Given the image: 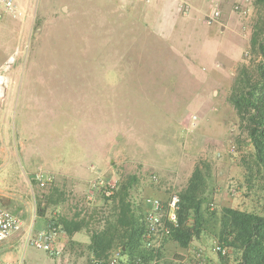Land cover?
<instances>
[{"label":"rangeland","instance_id":"1","mask_svg":"<svg viewBox=\"0 0 264 264\" xmlns=\"http://www.w3.org/2000/svg\"><path fill=\"white\" fill-rule=\"evenodd\" d=\"M118 1L29 0L25 19L0 21V36L14 30L5 38L14 46L2 54L11 57L0 94L4 207L19 213L13 202L27 210L30 223L85 220L91 236L115 215L102 191L91 195L98 180L117 184V192L135 177L130 200L145 212L146 200L166 204L197 166L208 165L210 210L254 211L262 183L228 97L239 67L250 60L255 0H193L172 47L141 39L152 16L138 19L133 5ZM215 9L219 26H208ZM219 30L222 42L214 36ZM38 175L52 183L41 187ZM162 241L150 248L145 241L143 248L161 249L151 264H235L207 236L186 250ZM28 251L27 259L42 254ZM78 255L70 260L90 263L86 251Z\"/></svg>","mask_w":264,"mask_h":264},{"label":"trees","instance_id":"2","mask_svg":"<svg viewBox=\"0 0 264 264\" xmlns=\"http://www.w3.org/2000/svg\"><path fill=\"white\" fill-rule=\"evenodd\" d=\"M254 2L259 16L251 34L250 60L239 67L228 101L236 112L240 129L253 147L255 176H260L262 183L257 194L260 196L259 207L252 212L233 208L211 211L208 198L210 167L197 166L188 186L179 194L178 227L162 241V245L171 241L186 250L194 241L207 236L215 243V251L217 247L226 249L227 254L219 252L220 257L225 259L233 254L235 264H264V0ZM250 177L253 179L254 175L250 174ZM136 182L135 177L126 180L114 196L108 198L114 203L115 215L90 236L86 251L91 257L89 264H111L110 257L115 256V252H119L115 264H151L161 259V249L143 248L146 215L143 207H135L130 200V191ZM49 225L50 229H63L70 237L88 231L85 220L63 218L60 225L52 221Z\"/></svg>","mask_w":264,"mask_h":264},{"label":"crops","instance_id":"3","mask_svg":"<svg viewBox=\"0 0 264 264\" xmlns=\"http://www.w3.org/2000/svg\"><path fill=\"white\" fill-rule=\"evenodd\" d=\"M125 1L129 2L130 5H133L132 7H130L133 10V14H135L138 19H149L150 16H152V27L151 25L148 27V23H150V21L148 23H145V26H147L144 30L146 36L142 37L141 39H143L144 41L152 39V43L156 46H166V44L168 46L170 44H173L171 37L177 30V27L181 22L184 23L186 19L190 18V14L188 12L195 9L192 6L193 0H150L149 2H147L146 0ZM141 2L143 3L141 4ZM29 4V0H22L20 5L22 8H25L27 12H29L32 8ZM143 4H145V6H143ZM185 5L187 6L185 7ZM187 7L188 12H185L187 10ZM12 20L18 21L14 19ZM215 24L219 26V24ZM13 32L14 30L12 28H6L5 31H1L2 35L4 33V37L0 36V69L3 68L4 65H6V63H8L11 59V57L7 59L4 56L2 57V54L8 50H10L11 52L14 44L10 42L11 39L5 38L9 35L11 36V34L13 35ZM216 35H218L217 38H221L222 42L220 30L214 36ZM172 46L173 45H170V47ZM228 60L230 63H232L231 59L228 58ZM216 69L217 68L215 66V69L212 72L214 75H216L218 71ZM212 73H210L206 77L207 81H209L211 77H213L211 75ZM9 206H11L13 210L19 211V213L14 211V214L19 218L21 217L20 219L24 221L25 227L20 234L14 235L9 241L0 245V264H75L74 261L70 260V257L71 259L73 258L77 260L76 258L80 256L78 255V253H81V251H87V246L90 244V236L88 234H86L84 231H81L79 233H75L74 235H72V237H70L64 232L63 229H59L60 236L58 245L64 250L62 257L53 259L47 253L41 251L42 254H39L37 252L31 253V257L29 256V258L27 259V255H29L30 253L28 249L32 248L27 246V231L29 232L31 228L35 230L34 232L47 231L50 229L49 221L37 217L30 223L29 220H24V217L27 215V210L23 211L21 209H18L13 202H11ZM24 206H26V203L23 204V207ZM57 223L58 225H60V220L59 222L57 220ZM34 224H37V227Z\"/></svg>","mask_w":264,"mask_h":264},{"label":"built area","instance_id":"4","mask_svg":"<svg viewBox=\"0 0 264 264\" xmlns=\"http://www.w3.org/2000/svg\"><path fill=\"white\" fill-rule=\"evenodd\" d=\"M22 0H0V21L5 18L14 20H23L28 16L25 8L21 7ZM149 2L150 0H146ZM220 12L215 9L206 19L208 25H213L218 22ZM11 62V61H9ZM8 62V63H9ZM7 65V64H6ZM9 65L0 69V77H5V73L9 69ZM5 83L0 84L3 88ZM2 96H0V99ZM41 187L52 183L51 177L38 175L36 178ZM117 184H107L104 180H98L92 186L91 195H94L97 190L103 192L106 198H112L116 192ZM180 197L178 195L171 196L170 200L165 204L160 200L148 199L145 201L147 210L145 211L146 234L145 241L147 246H152L153 240L162 241L169 237L172 231L178 227V215ZM25 223L17 215L12 213L8 208L4 207L2 198L0 197V245L9 241L14 235L20 234ZM60 232L58 229H50L47 231L34 232L27 231V246L36 250L47 253L51 258L58 259L62 257L64 250L58 245ZM216 252H221L222 255L227 254L226 249L221 247L216 248ZM119 259V253L111 260V264H115ZM99 264V263H96Z\"/></svg>","mask_w":264,"mask_h":264},{"label":"bare ground","instance_id":"5","mask_svg":"<svg viewBox=\"0 0 264 264\" xmlns=\"http://www.w3.org/2000/svg\"><path fill=\"white\" fill-rule=\"evenodd\" d=\"M7 80L5 78L0 77V84L5 83ZM3 91V88L0 87V94Z\"/></svg>","mask_w":264,"mask_h":264}]
</instances>
